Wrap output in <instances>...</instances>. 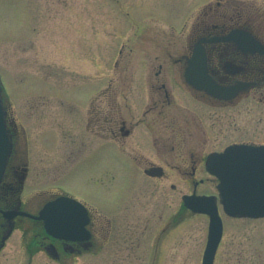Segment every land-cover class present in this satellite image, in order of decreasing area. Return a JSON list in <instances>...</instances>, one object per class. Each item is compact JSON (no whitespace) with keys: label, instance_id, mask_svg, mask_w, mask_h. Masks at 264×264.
I'll use <instances>...</instances> for the list:
<instances>
[{"label":"rangeland","instance_id":"rangeland-1","mask_svg":"<svg viewBox=\"0 0 264 264\" xmlns=\"http://www.w3.org/2000/svg\"><path fill=\"white\" fill-rule=\"evenodd\" d=\"M217 1L237 5L247 16L264 13V0H0L5 105L25 132L19 148L25 154L28 146L32 184L43 196L36 201L44 204L66 191L88 203L105 239L113 228L111 242L97 241L94 256L64 264H202L209 219L182 201L194 190L192 167L182 162L190 150L146 146L145 126L139 138L108 144L104 124L95 127L91 113L102 106L103 120L112 112L105 99H135L133 114L141 118L136 99H154L153 85L166 77L175 98L188 99L171 75L170 57L188 52L193 24ZM254 105L237 107V132L229 120L220 123L221 110H211L206 152L235 140L264 143V112L254 113ZM161 133L170 138V130ZM134 157L169 163L165 178H147ZM204 177L205 168H198L196 179ZM217 184L209 181L196 191L217 194ZM221 215L225 230L215 264H264V218L233 219L222 209ZM23 244L16 232L0 264H60L43 252L30 258Z\"/></svg>","mask_w":264,"mask_h":264},{"label":"flooded vegetation","instance_id":"flooded-vegetation-1","mask_svg":"<svg viewBox=\"0 0 264 264\" xmlns=\"http://www.w3.org/2000/svg\"><path fill=\"white\" fill-rule=\"evenodd\" d=\"M193 25L190 31L188 52L180 57H170L173 67L171 75L173 74L176 80L179 78L180 82H177L178 80L175 82L179 87L184 88L188 99H176L172 89L168 86L166 77L160 85H153L156 93L154 99H136L135 103L140 105L138 109L143 108L141 118L137 119L133 114L132 105L135 99H105L112 112L103 120V112L97 111V109L101 110L99 107L102 106L96 107L94 113H91L93 117L91 122L95 127L104 124L101 131L107 136L105 142L108 144L114 145V142L119 141L120 138L123 141L139 138L144 133L139 134L137 131L145 126L148 130L143 140L146 146L153 147L156 151L190 150L189 160L183 159L182 162H189L192 167L191 180L194 183V190L191 194L200 184L209 181L218 182L217 178L206 171L207 159L211 153H221L237 144L264 145L263 142H237L235 140L224 147H219L220 149L206 152L209 148V115L213 112L211 110H221L222 116L218 118L220 123L224 120H229L228 124L232 122L233 132H237V107H243L244 104L250 102L255 103L254 113L259 110L264 112V13L259 14L255 11L247 16L237 5L217 1L216 4L206 5ZM257 42L263 47H258ZM197 47L200 48L199 59L203 61L202 71L197 74L200 79L199 83L201 86L206 82L211 83L218 92L222 93L220 97L196 88L185 78ZM160 69L162 71V66ZM155 75L159 78L160 72ZM163 92L165 98L162 96ZM250 95L253 99H246ZM8 122L14 148L0 185V255L6 250L16 232H21L24 243L22 248L26 253L31 254L30 258H32V253L43 252L52 261L64 264L76 262L87 254L94 256L98 251L97 241L111 242L113 228H109L105 239L104 234L102 236L96 228V219L88 203L66 191L48 199L44 204L36 201L40 195L35 185L32 184L34 177L28 146L25 154L21 153L19 148L21 134L25 138V132L18 126L10 112ZM184 128L187 129L184 130ZM164 129L170 130L169 139L162 137L161 132ZM225 135L224 131L223 136ZM130 160L138 170L144 168L147 178L151 180L165 178V167L169 163L163 165L165 162L161 164L145 157L142 159L134 157ZM159 167L164 171L161 177L146 174L147 171ZM202 167L205 168L208 177L197 180L198 168ZM172 188L175 187L172 186ZM205 195H212V193ZM60 196L75 198L87 207L89 212V222L86 226L89 233L88 238L83 239L81 236L79 240L55 238L46 232L43 221L34 218L48 202ZM40 197L43 198V196ZM27 235H31V239H26ZM221 245L222 242L220 247Z\"/></svg>","mask_w":264,"mask_h":264},{"label":"water","instance_id":"water-1","mask_svg":"<svg viewBox=\"0 0 264 264\" xmlns=\"http://www.w3.org/2000/svg\"><path fill=\"white\" fill-rule=\"evenodd\" d=\"M199 52V48H196L185 77L198 89L208 90L219 96L214 90L199 85ZM2 94L3 83L0 75V185L13 151V137L8 127L7 109ZM206 169L219 180V196H198L194 193L185 195L183 202L194 213L209 216L208 242L202 264H214L223 237V220L219 213L218 200L230 217L264 218V146L235 145L222 153H212L207 159ZM163 173V168L160 167L147 171L148 175L157 177H161ZM34 218L44 221L47 233L56 238H88L85 228L89 222L88 210L70 197H59L48 203L40 215Z\"/></svg>","mask_w":264,"mask_h":264}]
</instances>
